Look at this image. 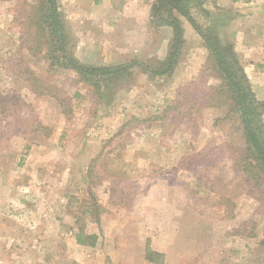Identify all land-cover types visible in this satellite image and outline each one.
Here are the masks:
<instances>
[{"label": "rangeland", "instance_id": "obj_1", "mask_svg": "<svg viewBox=\"0 0 264 264\" xmlns=\"http://www.w3.org/2000/svg\"><path fill=\"white\" fill-rule=\"evenodd\" d=\"M42 1L0 0V264H141L134 258L135 231L118 230L117 223L131 220L148 189L166 187L186 193L189 206L201 211L199 220L188 214V225L197 227L206 248L220 252L217 264H264V181L257 184L247 173L254 161L240 116L226 92L216 94L220 74L200 35L183 32L167 73L134 66L107 80H82L51 64L58 54L44 30L46 18L43 31L36 22ZM234 1L187 0V6L200 28L232 45L263 103L264 125V79L251 78L263 74L264 65L250 63L226 28L264 6ZM118 2L57 0L66 49L88 65L139 60L159 68L173 31L167 39L165 28L152 29L150 20L136 28L114 8ZM86 14L96 17L83 21ZM172 15L182 29L191 25ZM129 28L138 43L133 49H100L101 40L114 35L124 43L120 35ZM93 205L97 219L77 223ZM79 224L99 235L94 246L76 243ZM232 234L242 237L225 243Z\"/></svg>", "mask_w": 264, "mask_h": 264}, {"label": "crops", "instance_id": "obj_2", "mask_svg": "<svg viewBox=\"0 0 264 264\" xmlns=\"http://www.w3.org/2000/svg\"><path fill=\"white\" fill-rule=\"evenodd\" d=\"M155 1L120 0L113 7L117 8L118 12L121 11L123 21L130 24L133 23L134 26L148 27L150 25L151 6ZM216 4L235 6L238 3L234 0H216ZM243 4L259 8L264 6V0H251V2ZM259 10L256 9L250 15L247 14L234 18L226 28L228 32H231L237 38L236 47L246 51L250 63L257 64L259 62L264 65V11L260 10L262 12L260 13ZM112 12H115V10L112 9ZM95 17L86 14L85 18L87 19L83 21H90ZM150 27L154 29V26ZM191 27V25L183 23V32L186 34H191L192 30L195 32ZM161 28H165L167 39H169L172 36L171 27L158 26L157 29ZM120 37L124 43L118 41V36L115 35L111 41L103 38L107 43L103 42L102 39L99 43L100 49H124V47H126L125 49H133V46L138 44L134 41L135 37L131 33V29L130 34L125 36L120 35ZM251 78L256 84L257 82L263 84L259 80L261 78L264 79V73L258 76L254 75ZM136 210L137 208L134 207L132 211L133 217H131L130 221L119 220L117 229H121V231L133 229L135 231L131 235V239L135 242V246H139L134 254L135 260L139 261V263L217 264L216 258L220 252L206 248L208 242L205 244L196 236L197 227H190L188 225V214L194 215V218L197 220L203 215L199 209L189 206L186 193H183L180 189H169L167 187L158 191L150 188L147 190V195L141 208L139 211ZM201 233H203L202 230ZM97 236L99 237L98 234ZM240 237L242 236L232 234V236L225 237V243L228 244L229 241L238 240ZM147 250L154 252V254L150 255V258L146 257ZM205 255L210 256L206 262L203 263L198 260L199 258L203 259Z\"/></svg>", "mask_w": 264, "mask_h": 264}, {"label": "trees", "instance_id": "obj_3", "mask_svg": "<svg viewBox=\"0 0 264 264\" xmlns=\"http://www.w3.org/2000/svg\"><path fill=\"white\" fill-rule=\"evenodd\" d=\"M42 2L44 4V13L37 17L36 22L39 23V29L43 31L41 24L44 22L43 17L46 18L44 30L46 28L48 29V35L51 37L50 41L54 47L53 53L56 51L58 54L57 57L54 53L51 64H60L74 71L82 80H90L91 77L107 80L115 75L129 71V69L134 66L149 70L153 74H164L171 71L176 55V48L182 43L183 34L181 22L172 15V12L176 11L185 17L203 39L209 51V56L215 63L217 71L220 74V89L216 91V94L223 95L226 92L232 100V109L240 116L247 150L249 151L251 160L254 161V163L248 161L247 164L249 169L247 173L252 179H255L257 184L260 183V180L264 181V172L258 171V169H260L259 167L264 168V125L261 121V108H263V103L255 99L254 93L232 49V45L220 43L219 39L210 33L211 31L209 32L200 28L188 9L187 0H156L151 6V24L153 26L168 25L173 31L171 50L163 65L157 69H152L139 60L102 66L82 63L66 49V36L57 0H43ZM164 13H166V16ZM45 34L44 32L41 33L44 41L47 39ZM259 172L263 174V176H261ZM97 211L98 209L94 205L93 207L85 206L80 217L77 218V223L82 220L84 216H89L92 220H96ZM74 238L76 243L92 247L96 244L98 236L96 233L86 232L85 226L79 224L77 231L74 233ZM260 243H264V236L263 239L261 238ZM152 254H154V252L146 251L147 258H150Z\"/></svg>", "mask_w": 264, "mask_h": 264}]
</instances>
